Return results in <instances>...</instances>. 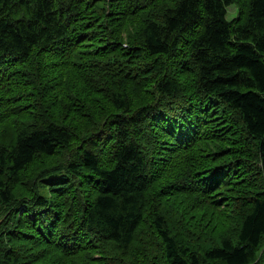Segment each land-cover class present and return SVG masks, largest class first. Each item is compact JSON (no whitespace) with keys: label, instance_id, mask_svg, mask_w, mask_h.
<instances>
[{"label":"trees","instance_id":"16d2710c","mask_svg":"<svg viewBox=\"0 0 264 264\" xmlns=\"http://www.w3.org/2000/svg\"><path fill=\"white\" fill-rule=\"evenodd\" d=\"M263 263L264 0H0V264Z\"/></svg>","mask_w":264,"mask_h":264},{"label":"rangeland","instance_id":"374dc122","mask_svg":"<svg viewBox=\"0 0 264 264\" xmlns=\"http://www.w3.org/2000/svg\"><path fill=\"white\" fill-rule=\"evenodd\" d=\"M235 14L234 12V5L230 6L229 9H228V14H227V17L229 19H231L232 17H234L233 15Z\"/></svg>","mask_w":264,"mask_h":264},{"label":"water","instance_id":"95a60500","mask_svg":"<svg viewBox=\"0 0 264 264\" xmlns=\"http://www.w3.org/2000/svg\"><path fill=\"white\" fill-rule=\"evenodd\" d=\"M264 264V263H263Z\"/></svg>","mask_w":264,"mask_h":264}]
</instances>
